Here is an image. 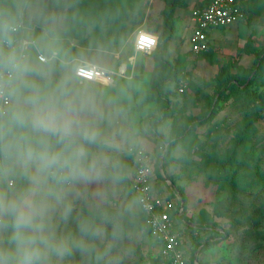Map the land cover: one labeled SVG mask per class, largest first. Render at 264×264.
Here are the masks:
<instances>
[{
  "label": "rangeland",
  "instance_id": "obj_1",
  "mask_svg": "<svg viewBox=\"0 0 264 264\" xmlns=\"http://www.w3.org/2000/svg\"><path fill=\"white\" fill-rule=\"evenodd\" d=\"M179 1L168 29L173 0H18L9 24L25 16L28 37L65 61H27L32 71L20 102L48 96L64 81L73 124L63 140L30 126L13 134L37 150L44 140L66 158L84 153L76 174L64 169L60 178L55 169L40 172L35 161L25 168L0 152V201L32 212L38 230L23 231L67 249L50 252L48 264H167L134 194L138 149L161 161L163 192L185 200L186 264H264V0H244L249 18L209 30L210 49L200 53L192 50L193 21L184 22L203 0ZM118 2L133 4L126 8L130 30L119 40ZM141 30L158 36L159 46L161 33H171L163 53L159 46L136 50ZM82 62L109 80L75 78ZM3 221L0 248L15 253V216L5 213ZM211 224L225 236L214 240Z\"/></svg>",
  "mask_w": 264,
  "mask_h": 264
},
{
  "label": "clouds",
  "instance_id": "obj_2",
  "mask_svg": "<svg viewBox=\"0 0 264 264\" xmlns=\"http://www.w3.org/2000/svg\"><path fill=\"white\" fill-rule=\"evenodd\" d=\"M0 27L5 32L9 28L3 13H0ZM11 30L15 31V28ZM135 44L141 50L151 49L156 44V38L141 32L137 35ZM39 61L41 65H46L49 59L45 55H40ZM31 71V67L22 58H17L14 53L5 57L0 50V98L5 97V87L7 86L8 96L16 100L15 106L8 110L7 127L3 122H0V152H3L6 161L22 165L25 168L35 161L40 172L68 169L70 174L75 175L79 159L84 155L82 149L74 153L72 157L66 158L62 152H50L44 140L39 141L41 148L37 150L26 142V137H17L13 134V128L24 129L29 126L32 131L58 136L61 140L71 134L73 120L66 113L72 112L73 108L72 101L66 99L67 92L64 81H61L50 95L45 97L39 94L30 95L21 104L20 85L24 83L23 78ZM5 73H7L6 76ZM73 74L79 80L91 81L100 73L97 66L82 62L74 66ZM24 87H28V85L24 84ZM26 106H30L31 110ZM4 115L5 113L0 111V117ZM91 138L94 139V137ZM80 174L83 175V172ZM17 208L15 202L4 204L0 201V227H6L3 221L5 213L14 215L15 234L12 239L17 244L15 253L0 248V264H48L50 252L54 251L58 255H63L67 250L63 245H52L45 237H37L23 231L29 228L36 231L38 226L34 225L31 211L17 212Z\"/></svg>",
  "mask_w": 264,
  "mask_h": 264
},
{
  "label": "built area",
  "instance_id": "obj_3",
  "mask_svg": "<svg viewBox=\"0 0 264 264\" xmlns=\"http://www.w3.org/2000/svg\"><path fill=\"white\" fill-rule=\"evenodd\" d=\"M192 20L194 24L192 50L200 53L210 49L209 30L229 27L243 21L245 20V12L238 0H210L207 5L192 10ZM12 28H15V31H12ZM10 30L16 37L13 39L6 38L4 45L8 49L14 50L17 58H22L24 62H27L32 57H36L39 61V56L45 55L48 57L49 62L57 59L65 63L58 51L53 52L55 56H53V53L48 55L41 50L33 39L28 37V22L25 17H20L11 24ZM141 32L155 37L156 44L151 49L141 50L136 47V50L151 53L158 47L159 37L146 30H141L139 33ZM98 70L100 74L109 80L103 70L100 68ZM6 75L7 73H5ZM93 80L100 79L95 78ZM180 90L183 92L185 89L181 88ZM12 107L13 97L8 96L6 86L5 97L0 98V111L5 113L3 117H0V122H4L8 110ZM52 174L60 178L65 176L63 170H52ZM154 174L155 166L152 153L144 149L136 150L133 188L139 207L144 214L146 226L159 243L160 254L166 259L167 264H186L183 228L185 221L181 219L183 207L178 208L176 199L169 198L166 193H161L156 188ZM9 184L13 186L14 181H10Z\"/></svg>",
  "mask_w": 264,
  "mask_h": 264
},
{
  "label": "trees",
  "instance_id": "obj_4",
  "mask_svg": "<svg viewBox=\"0 0 264 264\" xmlns=\"http://www.w3.org/2000/svg\"><path fill=\"white\" fill-rule=\"evenodd\" d=\"M238 1L240 2L241 6H242V8H243V10L245 12V19L247 17L249 18V16H248V8L245 5L244 0H238ZM179 4H180V1L179 0H173V2H171L169 4V6H168V9H167V22H166L167 23L166 26L168 27V29L170 27L169 20L173 16L172 9H173L174 6L179 5ZM130 5H133V4H131V3L129 4V2H118V3L115 4L116 13L118 15V19H120V23L118 24V28H121V29H119V31L116 33V36H115L118 40L121 39V38H123L125 35H127L128 30H130L129 29V25H128V19H129V17L127 15L128 11L126 9ZM17 8H18V0H0V13H3L4 14V19L7 22V24H9V21L16 15ZM75 9L77 10V7L71 8L68 11V14H67V28H68V30H73L74 27H75V23H76L75 22V19H74V14L76 12ZM21 17H25V16H21ZM13 23L11 22L9 24V28H8V31L7 32H5V30L2 27H0V50H2V52L4 53L5 56L6 55L8 56L9 54H13V53L16 55V53H15L14 50L8 49L4 45V40L6 38L13 39L14 37H16V35L13 34V32L10 30V25L13 24ZM150 31H155V30L154 29L152 30V28H151ZM171 37L172 36H171V33L170 32H168V33L162 32L161 33L160 46L158 44V46H159V50H158L159 54L163 53V48H164L165 42L167 40H169ZM154 51H152V53ZM43 52H44V50H43ZM45 53L48 54V55H51L52 54V53H47V52H45ZM49 64H57L58 66H61V65L64 66L61 63V61H59L57 59L52 60L51 62H49ZM7 120H8V116H6V118L4 119V122H6ZM152 157H153L154 166H155L154 179L156 181V188L161 193H166L169 198L176 199L177 207L178 208H182L183 207V210H182V213H181V219H183L187 223H191V221H189L186 218V216H185V206H186L185 205V200L183 198H180L179 199L177 197L170 196L167 192H163L162 182H164V180H162V178H161L162 177L161 166H160L161 161H159V158L156 156L155 153H152ZM158 177H160L161 180H159ZM200 226L203 227L202 225H200ZM209 227H211L212 230L215 232V235L213 236V239L214 240H220L223 236H225V233L223 234L222 230L217 225L211 224ZM184 248H185V251H186V240L184 242ZM166 263H167V261H166Z\"/></svg>",
  "mask_w": 264,
  "mask_h": 264
},
{
  "label": "crops",
  "instance_id": "obj_5",
  "mask_svg": "<svg viewBox=\"0 0 264 264\" xmlns=\"http://www.w3.org/2000/svg\"><path fill=\"white\" fill-rule=\"evenodd\" d=\"M210 0H203V1H200L199 3H197L196 5H194L193 7H192V10L194 9V8H197V7H201V6H205V5H207L208 4V2H209ZM192 10H191V16H192ZM191 18H187L186 20H185V22H184V26L185 27H188L189 26V24H191ZM193 21V20H192ZM225 27H222V29H224ZM209 38H210V40H211V42H212V38H213V34L212 33H209ZM35 41V40H34ZM36 42V41H35ZM37 43V42H36ZM37 45H38V43H37ZM39 46V45H38ZM40 47V46H39ZM41 50H43L42 48H41ZM55 52V51H54ZM57 52V51H56ZM141 53H144V52H141ZM61 56V55H60ZM62 57V56H61ZM137 203H138V201H137ZM138 206H139V204H138ZM140 208V207H139ZM141 210V209H140ZM142 212V211H141ZM143 213V212H142ZM144 215V214H143Z\"/></svg>",
  "mask_w": 264,
  "mask_h": 264
}]
</instances>
